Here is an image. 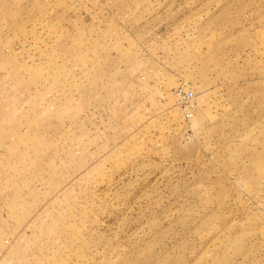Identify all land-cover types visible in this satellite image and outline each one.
Instances as JSON below:
<instances>
[{
  "label": "rangeland",
  "instance_id": "obj_1",
  "mask_svg": "<svg viewBox=\"0 0 264 264\" xmlns=\"http://www.w3.org/2000/svg\"><path fill=\"white\" fill-rule=\"evenodd\" d=\"M0 264H264V0H0Z\"/></svg>",
  "mask_w": 264,
  "mask_h": 264
},
{
  "label": "built area",
  "instance_id": "obj_2",
  "mask_svg": "<svg viewBox=\"0 0 264 264\" xmlns=\"http://www.w3.org/2000/svg\"><path fill=\"white\" fill-rule=\"evenodd\" d=\"M175 97L177 100V105L179 106L184 118L189 120L192 117L194 110V95L191 91H184L182 88H178L175 91Z\"/></svg>",
  "mask_w": 264,
  "mask_h": 264
}]
</instances>
